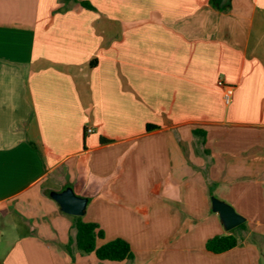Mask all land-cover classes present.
Masks as SVG:
<instances>
[{
    "label": "crops",
    "instance_id": "obj_1",
    "mask_svg": "<svg viewBox=\"0 0 264 264\" xmlns=\"http://www.w3.org/2000/svg\"><path fill=\"white\" fill-rule=\"evenodd\" d=\"M67 188L132 260L67 250ZM71 263L264 264V0H0V264Z\"/></svg>",
    "mask_w": 264,
    "mask_h": 264
},
{
    "label": "trees",
    "instance_id": "obj_2",
    "mask_svg": "<svg viewBox=\"0 0 264 264\" xmlns=\"http://www.w3.org/2000/svg\"><path fill=\"white\" fill-rule=\"evenodd\" d=\"M79 3L84 8L93 9L86 1H81ZM146 129L149 131L155 129V127L147 125ZM243 227L244 224H241L238 228L231 230L226 235L214 236L208 239L205 243L206 251L213 254H221L233 249L237 245L235 230ZM73 228L75 230V237L74 240L70 239L67 246L68 251H70L71 244L74 243L78 252L81 254L93 253L100 261L121 262L133 259L130 245L123 239H115L101 246H97V239L103 238V232L99 229L97 224L86 223L83 222L80 217H74Z\"/></svg>",
    "mask_w": 264,
    "mask_h": 264
},
{
    "label": "water",
    "instance_id": "obj_3",
    "mask_svg": "<svg viewBox=\"0 0 264 264\" xmlns=\"http://www.w3.org/2000/svg\"><path fill=\"white\" fill-rule=\"evenodd\" d=\"M218 1L220 7L229 3V0ZM50 197L58 204L61 212L67 215L82 217L85 213L88 200L76 196L71 188H67L60 193L51 192ZM211 203L213 212L218 215L220 223L226 232H229L244 223V218L238 215L234 209L227 204L215 198L211 199Z\"/></svg>",
    "mask_w": 264,
    "mask_h": 264
},
{
    "label": "built area",
    "instance_id": "obj_4",
    "mask_svg": "<svg viewBox=\"0 0 264 264\" xmlns=\"http://www.w3.org/2000/svg\"><path fill=\"white\" fill-rule=\"evenodd\" d=\"M233 94H234V89L232 87H229V86L224 87L223 101H224L225 105L230 104L232 97H233ZM86 132L88 134H90V133H92V129L88 128V129H86Z\"/></svg>",
    "mask_w": 264,
    "mask_h": 264
}]
</instances>
